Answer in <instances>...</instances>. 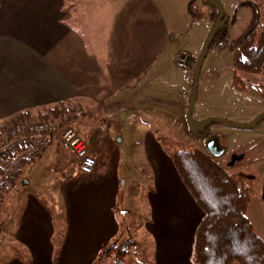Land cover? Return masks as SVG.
<instances>
[{"label":"crops","instance_id":"0c3cea01","mask_svg":"<svg viewBox=\"0 0 264 264\" xmlns=\"http://www.w3.org/2000/svg\"><path fill=\"white\" fill-rule=\"evenodd\" d=\"M144 1L0 0V139L9 127L40 118L54 106H68L71 115L86 104L90 112L102 109L109 122L129 112L127 119L135 126L137 117L131 111L142 103L137 81L156 61L159 48L156 8H141ZM140 135L154 174L146 192L150 220L143 225L151 243V264H191L201 213L159 140L150 131ZM104 136L105 131L103 136L95 132L91 139L90 145L97 143V165L89 176L68 171L69 157L55 140L40 150L39 158L47 148L60 151L54 154L53 184L51 178L46 184L50 201L25 200L11 236L8 264H108L99 259L100 253L119 237L120 222L132 211L118 210L127 197L120 194L126 181L117 177L121 155ZM33 162L18 168L14 186ZM163 172L171 175L164 182ZM50 205L54 217H63L58 234ZM129 258L122 264H145L136 258L126 261Z\"/></svg>","mask_w":264,"mask_h":264},{"label":"rangeland","instance_id":"374dc122","mask_svg":"<svg viewBox=\"0 0 264 264\" xmlns=\"http://www.w3.org/2000/svg\"><path fill=\"white\" fill-rule=\"evenodd\" d=\"M217 1L228 18L226 32L224 37L218 38L209 48L204 58L192 118L198 121L219 119L247 125L264 113V101L261 98L264 93V76L234 73L231 48L253 23L256 24L257 34L264 29V0ZM141 8H156L159 39L155 47L159 48L155 52L156 61L146 66L145 73L137 81L142 89L139 96L142 103L131 111L137 117V124H130V119H127L129 112L109 122L104 120L102 109L90 112L86 104H82L78 107L80 116L61 125L62 129H74L89 145L95 132L103 136L105 131L104 137L111 148L121 155L117 177L119 181H126V187L121 188L120 194H127V197L122 195L124 204L119 202L118 210L129 208L132 215L126 217L125 222H120L119 237L101 252L99 259L108 264L113 263L117 260V251L112 247L130 240L135 244L132 254L135 257L131 255L126 261L136 258L151 264L152 254L148 252L151 251V243L143 225L150 220L146 192L152 187L154 174L145 158V142L140 135L148 131L155 135L160 148L170 158L179 151H199L208 154L211 161L226 173L247 177L253 196L245 215L252 230L264 244V119L252 129L210 124L202 132H193L185 122L186 110L181 109L182 103L187 102L188 106L197 58L205 38L216 25V7L210 0H145ZM148 46L150 44L147 42ZM178 60L180 65L177 66L175 63ZM187 68H190L188 72ZM235 76L237 82H234ZM46 119L54 118H32L26 122ZM210 142L218 146L221 152L219 156L213 157L208 153L207 145ZM95 145L93 142L90 146L95 149ZM47 149L41 158L26 169L16 185L5 191L4 204L0 206V264H8L12 256L9 244L23 213L25 200L28 197L48 199L50 189H47L46 184L49 178L52 179L56 159L54 154L60 151L54 153L53 147ZM61 150L71 158L68 152ZM170 177L162 173L163 182ZM53 181L49 183L53 184ZM120 194L118 201L122 198ZM49 207L58 234L63 217H54L55 211L51 205ZM118 216L121 217L122 213ZM108 249L112 250L106 251ZM14 255L23 258L22 253L14 252Z\"/></svg>","mask_w":264,"mask_h":264},{"label":"trees","instance_id":"16d2710c","mask_svg":"<svg viewBox=\"0 0 264 264\" xmlns=\"http://www.w3.org/2000/svg\"><path fill=\"white\" fill-rule=\"evenodd\" d=\"M255 28L253 23L231 48L234 73L264 76V29L257 34ZM225 32L226 25L215 36L211 46L218 38L224 37ZM237 80L235 76L234 82ZM261 98L264 101V93ZM71 110L68 106H54L40 119L51 116L62 121L70 116ZM67 120L70 122L72 119ZM24 162L32 161L19 164L14 172L13 185L17 170ZM5 163L6 158L1 157L0 173ZM171 163L201 213L193 236L191 264H264V244L245 215L253 196L249 179L226 173L211 161L208 154L199 151L175 152ZM4 192L0 195V203ZM134 247L130 240L112 247L117 251V260L113 264H122L124 257L133 254Z\"/></svg>","mask_w":264,"mask_h":264},{"label":"built area","instance_id":"2783aa9c","mask_svg":"<svg viewBox=\"0 0 264 264\" xmlns=\"http://www.w3.org/2000/svg\"><path fill=\"white\" fill-rule=\"evenodd\" d=\"M80 113L78 111L70 118L79 117ZM67 118L62 121L46 119L20 123L6 130L0 139V158H6L0 173V195L14 187L12 180L19 164L22 161L38 159L41 155L40 150L53 140L71 155V158L67 160L70 173L93 175L97 165L94 148L85 143L74 129L61 128L62 123L68 122Z\"/></svg>","mask_w":264,"mask_h":264},{"label":"water","instance_id":"95a60500","mask_svg":"<svg viewBox=\"0 0 264 264\" xmlns=\"http://www.w3.org/2000/svg\"><path fill=\"white\" fill-rule=\"evenodd\" d=\"M210 1L216 7L218 11V19L216 22V27L205 38L202 50L200 52L199 57L197 58V61L194 67L192 83H191V90H190V94L188 97V106H187L186 115H185V122H186L187 127L193 132H201L204 128H206L210 124H219V125H223L228 128H236V129H252L258 124V122L264 119V113L257 116L250 124H247V125L227 123L219 119H203V120L198 121L192 118V111H193L196 98H197L198 79H199V74H200V70H201L204 58L211 46L213 39L218 34V32L222 29V27L226 25L228 22L227 15L225 14L220 3L217 0H210ZM207 151L213 157L219 156L221 154V152L218 149V146L214 142H210L207 145Z\"/></svg>","mask_w":264,"mask_h":264},{"label":"flooded vegetation","instance_id":"af4514ba","mask_svg":"<svg viewBox=\"0 0 264 264\" xmlns=\"http://www.w3.org/2000/svg\"><path fill=\"white\" fill-rule=\"evenodd\" d=\"M219 149V148H218Z\"/></svg>","mask_w":264,"mask_h":264}]
</instances>
